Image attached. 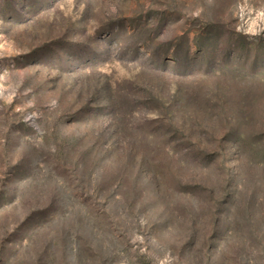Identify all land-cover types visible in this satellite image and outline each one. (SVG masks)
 I'll return each instance as SVG.
<instances>
[{
	"label": "rangeland",
	"instance_id": "374dc122",
	"mask_svg": "<svg viewBox=\"0 0 264 264\" xmlns=\"http://www.w3.org/2000/svg\"><path fill=\"white\" fill-rule=\"evenodd\" d=\"M0 264H264V0H0Z\"/></svg>",
	"mask_w": 264,
	"mask_h": 264
}]
</instances>
